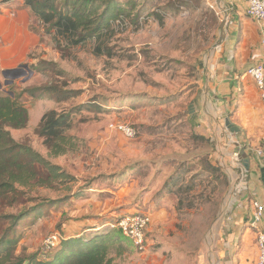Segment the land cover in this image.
<instances>
[{"label":"rangeland","instance_id":"rangeland-1","mask_svg":"<svg viewBox=\"0 0 264 264\" xmlns=\"http://www.w3.org/2000/svg\"><path fill=\"white\" fill-rule=\"evenodd\" d=\"M116 2L123 15L100 41L70 47L59 45L32 14L30 27L40 36L29 54L35 62L11 68L22 76L8 86L0 73V94L12 90L29 111L27 126L11 129L13 138L71 176L68 182L22 187L13 205L0 200L3 214L25 215L9 228L16 255L43 253L45 239L55 232L61 239L75 230L86 234L80 222L102 218L98 211L104 209L111 224L103 233L119 231L111 225L125 214L152 217L146 248H135L124 236L114 247V264H225L224 232L238 204L252 203L251 170L222 121L219 128L220 112L207 88L233 5ZM101 41L104 53L97 55ZM53 109L70 112L73 121L66 135L74 147L59 156L37 134ZM112 123L129 124L138 135L127 138ZM8 226L9 220L0 219V235Z\"/></svg>","mask_w":264,"mask_h":264},{"label":"trees","instance_id":"trees-1","mask_svg":"<svg viewBox=\"0 0 264 264\" xmlns=\"http://www.w3.org/2000/svg\"><path fill=\"white\" fill-rule=\"evenodd\" d=\"M24 1L40 24L53 32L58 44L65 43L69 47L85 44L88 40L100 41L104 31L111 29L112 23L124 12L116 0ZM103 45L104 41L96 45L97 55L104 53ZM28 122L29 111L19 102L17 94L12 95V90L0 94V200H7L9 205L17 203L22 187L49 186L71 179L61 166L13 138L11 129L24 128ZM72 123L70 112L53 109L42 117L37 134L44 138L53 156L64 155L73 149L72 137L66 135ZM3 207L0 205V219L9 220V226L0 235V264H114V247L125 236L116 226L119 231L112 233L99 232V229L61 239L46 258L37 252L16 255L17 240L9 237V228L17 226L25 215L24 212L3 214Z\"/></svg>","mask_w":264,"mask_h":264},{"label":"crops","instance_id":"crops-1","mask_svg":"<svg viewBox=\"0 0 264 264\" xmlns=\"http://www.w3.org/2000/svg\"><path fill=\"white\" fill-rule=\"evenodd\" d=\"M226 1L230 3V0ZM227 9L224 7L225 12ZM229 9L220 39L222 47L207 88L220 112L219 128L222 121L224 130L232 134L229 137L235 144V150L242 148L251 156L248 190L252 203L236 207L224 232L226 243L222 253L225 264H256L258 230L264 233V218L259 229H254L251 222L254 201L264 204V156L256 153L264 144V101L260 88L247 70L262 59L264 21L249 17L242 2H236ZM31 15L24 0H0V73L30 60V52L37 48L40 36L30 27ZM30 61L35 62L34 59ZM226 117L236 126L234 131L227 126ZM107 211H98L102 218H85L80 222L83 225L80 229L85 228L87 233H91L109 225L104 220ZM72 233L73 236L81 234L76 230Z\"/></svg>","mask_w":264,"mask_h":264},{"label":"built area","instance_id":"built-area-1","mask_svg":"<svg viewBox=\"0 0 264 264\" xmlns=\"http://www.w3.org/2000/svg\"><path fill=\"white\" fill-rule=\"evenodd\" d=\"M236 2H242L246 5V14L255 19L264 21V0H230L234 6ZM232 6V7H233ZM228 20V19H227ZM262 59L253 66L249 67L247 74L250 75L257 83L262 92V99L264 101V35L261 42ZM112 129L122 132L127 138H135L138 135L136 128L129 124L112 123ZM258 155L264 156V144L256 151ZM254 212L252 216L251 225L254 229H259V224L264 218V204L258 200L254 201ZM152 217L147 212H134L125 214L120 217L117 224H112V227L118 226L123 234L129 238L135 248L144 250L147 245V233L151 224ZM258 247L259 255L256 264H264V233L258 230ZM61 242V235L58 232L52 233L45 239V250L43 257L52 252Z\"/></svg>","mask_w":264,"mask_h":264},{"label":"water","instance_id":"water-1","mask_svg":"<svg viewBox=\"0 0 264 264\" xmlns=\"http://www.w3.org/2000/svg\"><path fill=\"white\" fill-rule=\"evenodd\" d=\"M226 22H227V18H225L223 20V23H222V30L223 31H225ZM21 66L29 68L28 65H21ZM17 72H18V69H8V70L3 71V75L6 78L5 85L8 86L10 84H13V82L16 79H18L20 76H22V75L18 74ZM3 87H4L3 83L0 82V90H2ZM191 107H192V105H191ZM226 123H227V126L232 131L235 130L236 126H234V124H232V122L230 121L229 117H226ZM235 151L237 152L238 155H241L240 161H242V163L244 164L246 171H250L251 170V156H249L246 153V151L244 149H242V148H237ZM263 172H264V170H263Z\"/></svg>","mask_w":264,"mask_h":264},{"label":"bare ground","instance_id":"bare-ground-1","mask_svg":"<svg viewBox=\"0 0 264 264\" xmlns=\"http://www.w3.org/2000/svg\"><path fill=\"white\" fill-rule=\"evenodd\" d=\"M229 202V201H228Z\"/></svg>","mask_w":264,"mask_h":264}]
</instances>
